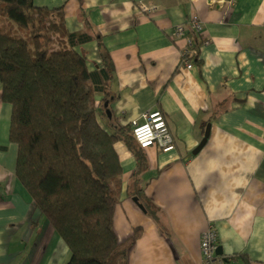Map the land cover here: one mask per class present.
Masks as SVG:
<instances>
[{"label": "crops", "instance_id": "obj_1", "mask_svg": "<svg viewBox=\"0 0 264 264\" xmlns=\"http://www.w3.org/2000/svg\"><path fill=\"white\" fill-rule=\"evenodd\" d=\"M34 4L63 8L71 33L85 20L94 26L99 40L77 51L90 70L102 63L98 41L111 57L118 98L105 114L115 129L131 132L132 121L160 110L175 140L170 152L144 150L137 185L136 158L125 141L117 144L123 174L114 231L129 243L127 264H203L201 237L211 224L229 264H264V0ZM194 16L201 31L178 39L175 28ZM188 39L196 43L190 51ZM1 92L0 81V264H68L69 248L16 175L12 107ZM208 125L207 143L193 155Z\"/></svg>", "mask_w": 264, "mask_h": 264}, {"label": "trees", "instance_id": "obj_2", "mask_svg": "<svg viewBox=\"0 0 264 264\" xmlns=\"http://www.w3.org/2000/svg\"><path fill=\"white\" fill-rule=\"evenodd\" d=\"M0 16L7 23L0 26L1 100L12 107L19 181L69 248L68 264H127L129 243L114 231L123 174L117 144L125 141L136 158L134 185L147 159L132 130L106 119L118 98L107 49L98 41L102 63L90 70L77 47L99 37L89 20L82 32H69L63 8L0 0ZM141 233L135 229L134 240Z\"/></svg>", "mask_w": 264, "mask_h": 264}, {"label": "built area", "instance_id": "obj_3", "mask_svg": "<svg viewBox=\"0 0 264 264\" xmlns=\"http://www.w3.org/2000/svg\"><path fill=\"white\" fill-rule=\"evenodd\" d=\"M148 12L149 9L144 8ZM202 23L197 16L192 17L186 25H180L175 28V34L178 39L186 38L189 31H201ZM191 44V40H188ZM188 51L185 52L187 54ZM192 65H188L191 68ZM132 133L136 143L147 150L152 147H158L163 152L175 150V140L170 132L166 116L160 111H152L144 116V121H132ZM218 233L214 225H209L208 229L201 237V252L203 264H226V257L217 254Z\"/></svg>", "mask_w": 264, "mask_h": 264}, {"label": "water", "instance_id": "obj_4", "mask_svg": "<svg viewBox=\"0 0 264 264\" xmlns=\"http://www.w3.org/2000/svg\"><path fill=\"white\" fill-rule=\"evenodd\" d=\"M209 134H210V125H208V127H207L206 134H205V138L203 139V141L201 142V144L197 147V149L195 151H193V155L198 154L202 150V148L207 143V140L209 138ZM139 206H140L141 209H144L143 205H139ZM217 253H218V255H223V252H222V249H221L220 246L218 247Z\"/></svg>", "mask_w": 264, "mask_h": 264}, {"label": "rangeland", "instance_id": "obj_5", "mask_svg": "<svg viewBox=\"0 0 264 264\" xmlns=\"http://www.w3.org/2000/svg\"><path fill=\"white\" fill-rule=\"evenodd\" d=\"M143 213H145V211L143 210Z\"/></svg>", "mask_w": 264, "mask_h": 264}, {"label": "clouds", "instance_id": "obj_6", "mask_svg": "<svg viewBox=\"0 0 264 264\" xmlns=\"http://www.w3.org/2000/svg\"><path fill=\"white\" fill-rule=\"evenodd\" d=\"M218 254V253H217ZM221 256H223V255H221Z\"/></svg>", "mask_w": 264, "mask_h": 264}]
</instances>
